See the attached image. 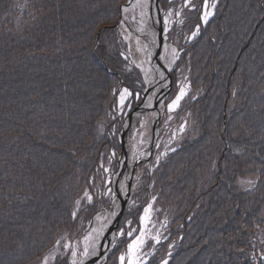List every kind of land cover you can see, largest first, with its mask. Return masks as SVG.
<instances>
[{
	"label": "trees",
	"instance_id": "16d2710c",
	"mask_svg": "<svg viewBox=\"0 0 264 264\" xmlns=\"http://www.w3.org/2000/svg\"><path fill=\"white\" fill-rule=\"evenodd\" d=\"M124 1L0 0V264H41L109 201L96 188L117 167L118 92L135 104L145 85L115 24ZM203 1L169 37L166 102L179 76L188 90L164 115L184 128L144 167L103 264H118L149 203L163 238L142 264H264V0H215L187 41ZM50 264H70L67 251Z\"/></svg>",
	"mask_w": 264,
	"mask_h": 264
},
{
	"label": "rangeland",
	"instance_id": "374dc122",
	"mask_svg": "<svg viewBox=\"0 0 264 264\" xmlns=\"http://www.w3.org/2000/svg\"><path fill=\"white\" fill-rule=\"evenodd\" d=\"M191 1L192 0H190L189 6H185V0H173V1H171L172 3H170L166 8H163L162 16L164 19L163 25H164V29H165L163 35L165 36V38H167L168 41H169V37H171V34L173 35V33H170L172 31V29L173 28L179 29V26L181 24H183V22H184L183 20L185 18V10L187 8L192 7ZM213 2H215V0H209L210 5ZM146 3H147V0H139V3L137 0L136 3H133V5L127 6L126 8L128 9V11L125 12L123 10V12H122L123 20L120 22L119 28L122 32L121 33L122 37L128 43V50L123 52L124 56L127 55L130 58L131 62L134 63L135 65H137L141 69L143 76H144L143 77L144 81L146 83H148L150 81V78H151V70H150L151 61H150V59H151L152 48L148 43L147 34L144 32V30H142L144 19L143 20L141 19L142 18L141 13L142 12L144 13ZM203 3H204V1L202 2L201 11H200V22L195 23L194 26L184 36V39L187 41L191 40L194 37L192 35V33L197 32V26H199V29H200V26H202V24L205 23V21L202 19L203 12H204ZM132 8L138 9L140 11L139 16L134 17L132 15V12H131ZM210 10L212 11V9H210ZM177 12H179L180 15H176ZM169 13H171V15H169ZM170 54H171V56H170L169 61L171 62V59L173 57V53L171 52ZM169 64L170 63L168 62L167 67L169 66ZM159 75H160L159 77L162 78L163 75H162L161 70H160ZM163 82H164V79L161 81L160 86H162L164 84ZM177 83H178V88H177L174 96L172 97V99L167 102L164 112H162V102L159 101L157 106H156L158 111H154L152 108H150L146 112L136 113V115L133 116L136 118L135 123H134L133 117L131 118L130 126L127 129V133H126V137H125V145H126V149H127L126 161H127L128 165L129 166L131 165V160H133L132 156L139 149H140L139 151L142 150L141 151L142 155L141 154H140L141 156L139 155L140 160L136 163L135 168H134V172L132 174L131 187H130V190L132 191V193H131V198L129 199L128 204L125 207V209L130 207V205L133 204V202H134L133 194L137 190L138 183L142 177V171L144 170V167H145V170L149 171L150 167H151L150 160L153 157V155H155V160H157L160 157L164 156L166 154V152L173 149L175 146L176 139L178 138L179 134L182 132V130L184 128V124H185L184 120L181 121L180 123H175V122L170 121V118H171L170 116L164 115L166 111L167 112H173L178 107L177 106L176 108L171 109V110L169 109V105L172 103L173 100H175L176 96L180 93V90L183 88L185 93L188 90V84L186 83V80L184 78L179 76V78L177 79ZM124 89H128V92L131 93V95L127 96V98L124 102V105L121 106L119 103V98H120V95ZM132 95H133L132 91L125 86H122L118 92L117 109H116L117 111L116 112L118 114H121L123 117L134 106V103H132V101H133ZM137 102H139V101H137ZM137 102H135V104ZM160 112H162V116H161V118L159 120V124H158L159 129H158L157 137H156L155 143L153 145V148L151 150V155H150L149 159L146 160L145 155L147 152V146L149 144L150 137L152 134V127H151L152 122L155 120L157 113H160ZM119 129H120V127H119ZM119 129L117 131V134L119 132ZM110 159H112V157ZM103 169L105 170V184H106V186L104 185L103 189H99L100 187L98 186L96 188V191H97V193H99L103 190L105 192V194H109V201H108V203H109L110 202V194H111V188H110L111 182L114 180L113 176L116 173L117 167L115 170L109 171V165L106 164V165H104ZM245 181L247 183H250L249 179H245ZM124 192H125V190L121 191L120 194L124 195ZM87 193L92 197V195L89 192H87ZM85 200L89 201L86 198H85ZM114 200H115V198H114ZM116 201H118V199ZM111 203H112V201H111ZM149 205H151V203L147 204L143 208V211L140 214V223H139L138 229L136 230L134 227H131L127 231V233L129 231H132L133 235L128 240L125 249L119 254L118 264H121L119 257L122 254H124L126 257L124 264H128V256H127L128 245L137 236L141 235V229H143V231H144V236H143L144 243L139 248L136 255L139 257V259L142 263H144L146 261V259L148 258L149 250H147L145 248L147 246V242H149V240H152V243L156 244V243H158L157 237H158L159 241L163 238V237H161V235H162L161 226L157 225L155 223L154 218H153L152 208H151L150 221L147 223V225H144L141 223V217L143 216L144 209L146 207H148ZM106 209L107 208L98 211L94 215L93 219L90 221L89 224H88V222H86L83 229L81 230V233L77 237L70 239V238L64 236L61 239H59L58 241H60V244H57V242H56L53 249L45 255L41 264H45V261H46V264H50L54 258V255L57 253V251L60 248L67 251V257H68L70 264H71V260H72L71 248H67V249L64 248L63 245L65 243H67L69 245H73L76 247L77 253H78L77 254V260L78 261L80 259H83V261H84L85 259L92 257L93 255H89V257L88 256L87 257L82 256L84 246H85L84 237L88 236L89 234H91L93 237H95L96 250H98L97 243L100 239V236H103L104 231L107 229V225L110 221V216H111L112 211H113V210L106 211ZM93 214L91 215V217L93 216ZM122 214H123V212H122ZM89 219L87 221H89ZM84 229H85V231H84ZM94 230H102V231H99V234L97 235V232ZM121 230H123V229L117 227L116 241H117V237L119 235H121L120 234ZM133 230H135V231H133ZM90 250H91V248L89 249V252H90ZM103 256H104L103 254L98 256L95 263L90 262L89 264H100L103 260L102 259Z\"/></svg>",
	"mask_w": 264,
	"mask_h": 264
},
{
	"label": "water",
	"instance_id": "95a60500",
	"mask_svg": "<svg viewBox=\"0 0 264 264\" xmlns=\"http://www.w3.org/2000/svg\"><path fill=\"white\" fill-rule=\"evenodd\" d=\"M136 1L137 0H126V1L119 4V9H118L119 10V16L117 18V21L115 22L116 25H118L119 22L123 20V15H122L123 10L127 6L133 5V3H136ZM148 1L149 0H147V2ZM150 1L152 3L151 5L154 6V8H155V15L152 14L151 6L148 5L147 3H146L144 14H146V15H148V13L150 14V17L148 15V18H149V20L151 19V21L153 22V27L156 30L155 40L157 41V46H156L155 56L153 57V59H155V60L158 59L162 44L167 45V46H171L173 48V57L171 59L169 66L167 68L163 67L165 77L167 79V83L163 88V94H162V97L160 99V101L162 102V112H163V110L165 108V99H166V96H167V94L170 90V87H171V75L169 73V70L172 68L173 63L177 57L178 49L174 44L166 41L164 36H163L162 7L159 3V0H150ZM133 15H134V13H133ZM151 88H152V86L150 84H148V83L145 84L144 90L142 92V98L140 99L139 102L134 104V106L130 109V111L123 117V121L121 123L120 129L118 132V138H119L121 147H120V150L117 154V170L115 173L114 180L111 182L110 202L107 205L100 208L99 210H97L93 214V216L89 219L88 224L90 223V221L93 219L94 215L98 211L103 210L105 208H109L112 204L111 201L113 202L114 198L118 199L119 206H118L117 210L115 211V215H112V217L110 218V221L107 225V229L104 231V234H103L104 237L102 236L103 238H102L101 245H104V248L100 245L98 248V253L93 255L92 257H90L88 259H85L83 261V264H87L88 262H95L97 260L98 256H100L102 254H104L106 257L109 250L115 245L116 230H117L118 222H119V219L122 215L124 208L127 206L128 201L131 198V193H132V191L130 190L131 177H132V174L134 172L135 165L140 160V158L135 157V158H133V160H131V166H130V170H129L131 176H129V180H127V187L125 188L124 195H121L120 192L117 191L118 181H117L116 176L119 175L128 166V163L126 161L127 149H126V145H125V137H126L127 129L130 126L131 118L134 115H136V113H138L140 110L144 109L142 106V103H143L146 95L151 90ZM156 103H157V99H154L152 108H154L156 111H158L157 107H156ZM144 110H146V109H144ZM162 112L157 113L155 120L152 122V126H151L152 127V134L150 137L149 144L147 146V152L145 155L146 160H148L150 155H151V150L153 148V145H154L156 137H157V133H158V129H159L158 124H159V120L162 116ZM84 231H85V229H84ZM109 245H110L109 250L108 251L105 250V248H107Z\"/></svg>",
	"mask_w": 264,
	"mask_h": 264
},
{
	"label": "bare ground",
	"instance_id": "6f19581e",
	"mask_svg": "<svg viewBox=\"0 0 264 264\" xmlns=\"http://www.w3.org/2000/svg\"><path fill=\"white\" fill-rule=\"evenodd\" d=\"M147 4L151 6V12L153 15H155V8H154V6L151 5L152 4L151 1L149 0L147 2ZM148 15L150 17L149 13H148ZM148 15L144 14L141 19L142 20L144 19L142 30H144V32L147 34L148 43L152 48L151 59H150V61H151V64H150L151 78H150V81L148 82V84H150L152 86V88L149 91V93L146 95V97L142 103L143 108L146 110L143 109V110H140L139 112H146L148 109L152 108L154 99H157L156 106H157L158 102L160 101L162 94H163V88L167 83V79L165 77L163 67L167 68L168 62L170 63V61H169L170 56H171L170 53L171 52L173 53V48L171 46H167V45L162 44L158 59H156V60L153 59V57L155 56V51H156V46H157V41L155 40L156 30L153 27V22L151 21V19L149 20ZM160 70L162 71V75H163L162 78L159 77L160 76L159 75ZM163 79H164V82H163L164 84L162 86H160V83ZM152 109L154 111H156L154 108H152ZM139 150L135 154H133L132 158H135V157L140 158L139 155L142 153L141 152L142 150L141 151H139ZM130 166L128 165L119 175L116 176L117 181H118L117 191H119V192L125 190V188L127 187V180H129V176H131V174L129 172ZM114 177H115V174H114ZM116 200H117V198H115V200H113L111 206L106 209V211L113 210L110 218L112 217L113 213H115V211L117 210V208L119 206V202ZM103 237H104V235H103ZM103 237L100 236V239L97 243L98 248L101 245ZM101 246L104 248V245H101ZM96 251L97 252H95V254L98 253V250H96ZM90 252H91V250H90Z\"/></svg>",
	"mask_w": 264,
	"mask_h": 264
},
{
	"label": "snow or ice",
	"instance_id": "6c2138e0",
	"mask_svg": "<svg viewBox=\"0 0 264 264\" xmlns=\"http://www.w3.org/2000/svg\"><path fill=\"white\" fill-rule=\"evenodd\" d=\"M139 3V0H138ZM190 5V0H185V6H189ZM193 8L195 7V5H191ZM216 7L215 2L211 3V5L209 4V0H204V4H203V8H204V12H203V16L202 19L207 22L208 18L210 16L213 15V12L210 9H214ZM125 12L128 11L127 8L124 9ZM141 15L143 16L144 13L142 12ZM169 15H171V13H169ZM176 15H180L179 12L176 13ZM199 31V26H197V32ZM197 32H193L192 35L195 36L197 34ZM128 95H131V93L128 92V89H124L123 92L120 95L119 98V103L121 106L124 105V102L127 98ZM185 95V91L182 88L180 90V93L176 96L175 100L172 101V103L169 105V109H174L179 105L180 100L183 98V96ZM85 198L88 199L89 201L92 199V197L85 192L84 194ZM77 204H79V201H77ZM73 217H75L76 213L73 212L72 213ZM113 215H115V213H113ZM150 216H151V205H149L148 207H146L144 209V213L143 216L141 217V223L144 225H147V223L150 221ZM97 232V235L99 234V231L102 230H94ZM135 231V230H133ZM121 235H124L125 233L123 232V230H121ZM128 236H132L133 232L129 231L127 233ZM144 231L143 229H141V235L137 236L129 245H128V264H142V262L140 261L139 257L136 255V253L138 252L139 248L143 245L144 243ZM84 241H85V246H84V250L82 253L83 257H87L89 255H95L96 252V245H95V237H93L91 234H89L88 236L84 237ZM157 242H159V239L157 237ZM57 244H60V241H57ZM64 248H71V255H72V260H71V264H83V259H80L79 261L77 260V249L75 246L73 245H69L67 243H65L63 245ZM89 248H91V252H89ZM262 258H264V254H261ZM125 255L122 254L119 257V260L121 262V264H124L125 262ZM46 264V261H45ZM165 264H167V262H165Z\"/></svg>",
	"mask_w": 264,
	"mask_h": 264
},
{
	"label": "flooded vegetation",
	"instance_id": "af4514ba",
	"mask_svg": "<svg viewBox=\"0 0 264 264\" xmlns=\"http://www.w3.org/2000/svg\"><path fill=\"white\" fill-rule=\"evenodd\" d=\"M130 10H131V9H130ZM138 11H139V10L137 9V11H136V13H135V14H137V13H138ZM139 14H140V11H139ZM131 16H132V15H131Z\"/></svg>",
	"mask_w": 264,
	"mask_h": 264
}]
</instances>
